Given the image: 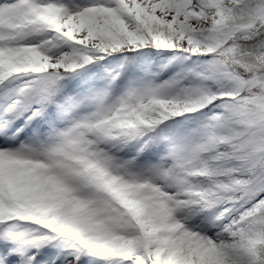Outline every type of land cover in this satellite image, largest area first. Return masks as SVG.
Here are the masks:
<instances>
[{
	"label": "snow or ice",
	"instance_id": "snow-or-ice-1",
	"mask_svg": "<svg viewBox=\"0 0 264 264\" xmlns=\"http://www.w3.org/2000/svg\"><path fill=\"white\" fill-rule=\"evenodd\" d=\"M0 264H264V0H0Z\"/></svg>",
	"mask_w": 264,
	"mask_h": 264
}]
</instances>
